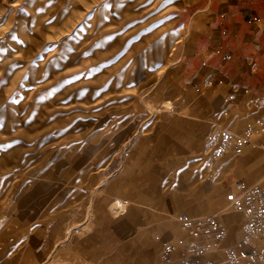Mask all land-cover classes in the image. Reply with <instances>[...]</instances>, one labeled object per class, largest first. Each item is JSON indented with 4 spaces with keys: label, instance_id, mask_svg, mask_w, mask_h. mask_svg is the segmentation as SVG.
<instances>
[{
    "label": "rangeland",
    "instance_id": "1",
    "mask_svg": "<svg viewBox=\"0 0 264 264\" xmlns=\"http://www.w3.org/2000/svg\"><path fill=\"white\" fill-rule=\"evenodd\" d=\"M187 1L0 0V264H264L216 213L264 186V107L184 85Z\"/></svg>",
    "mask_w": 264,
    "mask_h": 264
},
{
    "label": "crops",
    "instance_id": "2",
    "mask_svg": "<svg viewBox=\"0 0 264 264\" xmlns=\"http://www.w3.org/2000/svg\"><path fill=\"white\" fill-rule=\"evenodd\" d=\"M177 22L184 30L180 68L186 87L228 101V107L233 97H238L235 106L245 100L239 96L264 107V0H193ZM236 183L244 184L237 178L229 185L218 215L231 202L230 187Z\"/></svg>",
    "mask_w": 264,
    "mask_h": 264
},
{
    "label": "built area",
    "instance_id": "3",
    "mask_svg": "<svg viewBox=\"0 0 264 264\" xmlns=\"http://www.w3.org/2000/svg\"><path fill=\"white\" fill-rule=\"evenodd\" d=\"M229 198L231 202L228 209L241 211L245 216L243 227L246 236L243 243L250 246L254 241L264 239V186L236 183L230 187ZM198 224L208 226L207 229L213 231L210 236L208 232L205 233L204 241L207 244L210 241L219 242L225 235L226 231L218 215L188 222L189 228Z\"/></svg>",
    "mask_w": 264,
    "mask_h": 264
},
{
    "label": "bare ground",
    "instance_id": "4",
    "mask_svg": "<svg viewBox=\"0 0 264 264\" xmlns=\"http://www.w3.org/2000/svg\"><path fill=\"white\" fill-rule=\"evenodd\" d=\"M167 103V104H166ZM169 103L171 104V102H165V106L167 108H169ZM252 119L256 122V126L254 125V133H256L258 136L261 135V124L264 123V110L260 113H256V114H253L252 115ZM262 150H264V148H262ZM251 163H252V160H250ZM252 167H253V170H250L249 168V171H248V174H256V172H259V174L264 171V165H259V166H253V163H252ZM264 176V174H263ZM113 206V207H112ZM112 206H111V209H115V208H119L121 209L120 211H122L123 209V206H124V203L119 201V200H115L113 203H112Z\"/></svg>",
    "mask_w": 264,
    "mask_h": 264
},
{
    "label": "snow or ice",
    "instance_id": "5",
    "mask_svg": "<svg viewBox=\"0 0 264 264\" xmlns=\"http://www.w3.org/2000/svg\"><path fill=\"white\" fill-rule=\"evenodd\" d=\"M151 2H152V0H149V3H151ZM173 2H174V0H163V3L160 5V8L157 9V11H160L162 8L172 4ZM104 6L108 7L109 5L106 3Z\"/></svg>",
    "mask_w": 264,
    "mask_h": 264
}]
</instances>
